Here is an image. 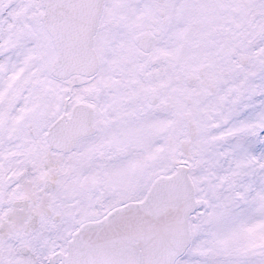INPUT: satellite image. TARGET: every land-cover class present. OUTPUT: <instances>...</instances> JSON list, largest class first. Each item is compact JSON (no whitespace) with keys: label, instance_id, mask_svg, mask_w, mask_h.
I'll return each instance as SVG.
<instances>
[{"label":"snow or ice","instance_id":"snow-or-ice-1","mask_svg":"<svg viewBox=\"0 0 264 264\" xmlns=\"http://www.w3.org/2000/svg\"><path fill=\"white\" fill-rule=\"evenodd\" d=\"M0 264H264V0H0Z\"/></svg>","mask_w":264,"mask_h":264}]
</instances>
